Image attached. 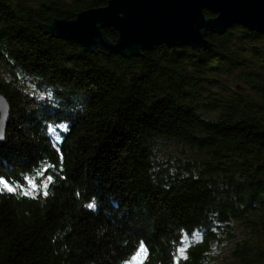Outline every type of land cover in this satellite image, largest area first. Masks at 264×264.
<instances>
[{
  "label": "trees",
  "instance_id": "1",
  "mask_svg": "<svg viewBox=\"0 0 264 264\" xmlns=\"http://www.w3.org/2000/svg\"><path fill=\"white\" fill-rule=\"evenodd\" d=\"M108 1L0 0V264H264V33L124 57L40 26Z\"/></svg>",
  "mask_w": 264,
  "mask_h": 264
},
{
  "label": "water",
  "instance_id": "2",
  "mask_svg": "<svg viewBox=\"0 0 264 264\" xmlns=\"http://www.w3.org/2000/svg\"><path fill=\"white\" fill-rule=\"evenodd\" d=\"M205 10L215 16L207 17ZM234 25L264 33V0H109L106 6L84 10L74 19L55 18L40 24L48 35L74 40L86 52L124 57H138L160 45L207 49V32L222 35ZM105 28L117 30L116 41L107 39ZM10 110L7 97L0 92V146Z\"/></svg>",
  "mask_w": 264,
  "mask_h": 264
},
{
  "label": "snow or ice",
  "instance_id": "3",
  "mask_svg": "<svg viewBox=\"0 0 264 264\" xmlns=\"http://www.w3.org/2000/svg\"><path fill=\"white\" fill-rule=\"evenodd\" d=\"M53 151H56L54 147H53ZM54 167L55 165L53 164V168ZM53 168H48L44 172L40 173L38 176H29L25 184V187L29 188L30 190L34 189L39 192L41 189L45 187L46 178L53 171ZM52 182L54 183V175ZM0 185H3L4 189H6L8 193L15 194L18 191L16 186H14L7 179L0 178ZM50 185H52V183H47L48 188L50 187ZM9 189H11V192H9ZM132 264H143V252H140L135 257H133Z\"/></svg>",
  "mask_w": 264,
  "mask_h": 264
},
{
  "label": "rangeland",
  "instance_id": "4",
  "mask_svg": "<svg viewBox=\"0 0 264 264\" xmlns=\"http://www.w3.org/2000/svg\"><path fill=\"white\" fill-rule=\"evenodd\" d=\"M226 249H227L226 247H223V246H222L221 249H220V251H223V252H224V251H226ZM218 258H219V260H223V261L226 259V258H224L223 256L218 257Z\"/></svg>",
  "mask_w": 264,
  "mask_h": 264
}]
</instances>
